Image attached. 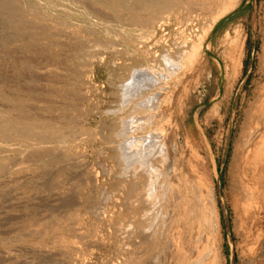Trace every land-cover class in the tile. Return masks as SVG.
<instances>
[{
  "label": "rangeland",
  "instance_id": "rangeland-1",
  "mask_svg": "<svg viewBox=\"0 0 264 264\" xmlns=\"http://www.w3.org/2000/svg\"><path fill=\"white\" fill-rule=\"evenodd\" d=\"M59 1L0 0V167L15 161V165L0 172V264H120L133 248L138 217L135 207L129 205V186L122 190L119 187L118 162L107 144L112 118L104 110L113 107L114 83L125 77L127 68L123 58L117 56L116 63L111 53L100 55L88 65L68 60L62 67L74 72L68 77L62 71L61 78L72 81L64 79L52 93L49 85L40 93L34 32L42 25L51 27L54 22H41L42 15L49 14L55 17V23L64 22L68 31L88 39L102 44L112 39L123 42L117 31L125 29L126 24L136 25L131 12L124 8L132 6L143 21L147 20V12L141 5L139 9L143 0H62L67 4L65 9ZM176 1L174 10L150 26L151 42L160 40L173 50L182 44L193 48L208 31L201 49L202 61L197 70L192 68L184 75L179 94L182 141L189 140L193 150L188 160L189 172L209 189L206 205L212 232L220 236L221 264H264V200H259L258 209L240 203L243 167L235 151L264 81L260 59L264 0H242L216 22L212 15L196 13V0ZM81 12L87 21L79 25ZM94 15L105 22L98 29L88 19ZM117 24L122 26L111 35ZM93 27L95 31L91 32ZM61 38L57 34V39ZM231 40L233 43H228ZM228 51L236 57L243 52L242 65L236 75L231 74L232 78L227 74L231 64ZM40 100L44 129L35 128ZM213 107L216 112L210 113ZM75 226H80L79 234L73 230Z\"/></svg>",
  "mask_w": 264,
  "mask_h": 264
},
{
  "label": "bare ground",
  "instance_id": "bare-ground-1",
  "mask_svg": "<svg viewBox=\"0 0 264 264\" xmlns=\"http://www.w3.org/2000/svg\"><path fill=\"white\" fill-rule=\"evenodd\" d=\"M241 1L196 0V13L199 16L212 15L214 22H216L222 15L238 6ZM59 2L61 8L65 9L67 4H63L62 0ZM140 5L141 9L147 12V20L143 21V18L138 17L140 16V12H134L132 6H127L124 9L131 12L132 21L136 25L127 26L126 24L125 29L122 28L117 31L118 34L116 35L121 39L123 38V42L112 39V41H107L106 44H102L97 39H88L85 35L68 31L65 28L64 22L56 21L55 23L54 16L43 14L41 17L42 24L47 21L54 23L50 24L51 27L47 25L39 26L38 28L40 29L34 32L36 43L34 40L33 42L36 44V57L39 59L36 71L38 81L37 91L44 93L48 87H51L52 93L54 86L66 79L61 78L62 71H65L66 76L73 73L74 70L70 71L62 67V64H66L68 60L72 61V63L78 62L81 65H88L89 63H93L100 55L105 57L109 53L113 55L111 57L116 63H118L117 59H119L117 56L123 58V66L127 68L128 73L119 82L114 83L112 81L116 89V91H113L116 101L112 105L113 107L104 110L105 114L112 118L111 125L108 126L111 131L107 144L114 150L115 159L118 162L119 187L122 190V187L129 186L127 190L130 198L129 205L131 204L133 208L135 207L134 211H137L136 215L138 217L133 229L135 232L133 248L129 254L123 257V261L120 264L128 262L131 264H221L222 244L220 236L218 237L212 232L210 226L212 224L210 221L212 220H210V214L206 205L210 192L208 191L209 189H205V186L203 187L198 183V179H196V176L192 172H189L188 160L191 159L190 156L193 150L189 140L182 141L184 125L182 121L179 122V94L182 88L183 77L190 69L196 68L197 70L202 61L201 49L208 36V31L204 30L206 34L201 37L196 47L193 45V48H188L186 44H182L178 45L176 50H173L162 45L160 40L151 42L153 29L150 26L154 25L157 18L162 19L163 14L174 10L178 6V3L176 0H143L139 3V9ZM120 6L123 7L121 4ZM78 17L80 18L78 21L79 25L86 23L87 16L84 12L79 13ZM88 19L93 21L94 25H97V29L99 25L105 23L102 21V18L100 19L95 15L93 17L88 16ZM22 24V26L20 25L21 29H23L22 27L25 23ZM120 25L113 26L115 30L109 27L111 29L110 34H115L118 29L117 27H120ZM134 26H141L143 28L134 29ZM94 31L95 27H93L91 32ZM57 34L63 36V38L57 39ZM233 41H228V43L232 44ZM125 43H129L127 47ZM239 47L241 49V46ZM240 49L237 50L240 52ZM228 53L230 54L232 65L228 66L227 74L231 77V74L233 76L237 74L242 65L243 52L241 51L237 57L232 54V51H228ZM260 59L261 71L264 75V31ZM68 81H72V79L65 80V82ZM42 101L40 100V104L38 105L39 112L37 122H35L36 129L45 128V122H43L44 115L40 108ZM216 107H213L210 113H215ZM36 134L42 137L41 132ZM240 134L241 141L235 150L236 157L242 162L241 165L243 167V173L239 180V201L244 206L246 203L250 204L252 208L258 209L259 200H264L262 196L264 194V81L259 85L256 97L252 102ZM61 136L64 139L65 136ZM53 137L58 138V135ZM58 151L60 152V150ZM6 165L7 163H4L0 167V172L2 170L4 172L15 165V161L7 167ZM47 169L49 170V168ZM45 171L47 173V170ZM105 198L107 199L108 196ZM106 199L105 202L107 201ZM210 209L213 208L211 207ZM123 220L126 221V219ZM73 228L76 234L80 233V226Z\"/></svg>",
  "mask_w": 264,
  "mask_h": 264
}]
</instances>
